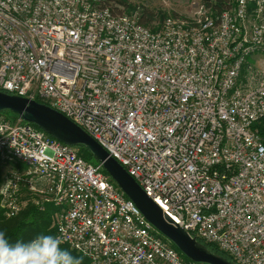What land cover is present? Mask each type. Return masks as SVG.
Returning a JSON list of instances; mask_svg holds the SVG:
<instances>
[{
  "label": "built area",
  "instance_id": "2783aa9c",
  "mask_svg": "<svg viewBox=\"0 0 264 264\" xmlns=\"http://www.w3.org/2000/svg\"><path fill=\"white\" fill-rule=\"evenodd\" d=\"M196 14L152 30L96 0H0V91L80 127L190 238L264 264V0ZM0 176L5 217L51 204L89 264H197L99 163L2 113Z\"/></svg>",
  "mask_w": 264,
  "mask_h": 264
},
{
  "label": "water",
  "instance_id": "95a60500",
  "mask_svg": "<svg viewBox=\"0 0 264 264\" xmlns=\"http://www.w3.org/2000/svg\"><path fill=\"white\" fill-rule=\"evenodd\" d=\"M10 112L22 121L36 126L50 137L72 147H83L101 165L102 169L123 194L189 261L197 264H233L225 257L212 253L204 244L190 238L148 198L123 167L93 140L85 131L46 105L0 91V113Z\"/></svg>",
  "mask_w": 264,
  "mask_h": 264
},
{
  "label": "trees",
  "instance_id": "16d2710c",
  "mask_svg": "<svg viewBox=\"0 0 264 264\" xmlns=\"http://www.w3.org/2000/svg\"><path fill=\"white\" fill-rule=\"evenodd\" d=\"M107 1V0H106ZM233 0H201V4L208 10H210L214 14H219L225 9H229L232 5ZM101 3V2H100ZM99 6H102L101 4ZM97 4V5H98ZM103 7H105L103 5ZM138 22L147 27L153 20V15L148 11H143L139 17ZM158 28H153L152 30H157ZM7 113V112H2ZM10 115L6 116L7 119H15L16 116L10 112ZM32 125V124H31ZM34 126V125H32ZM36 127V126H34ZM37 128V127H36ZM253 129L256 130L260 137L264 142V117L261 118L258 122L253 125ZM80 150V154L77 153L81 158H83L88 163L98 164V162L90 155V153L83 147H78ZM103 172L107 174L104 170ZM45 205V204H44ZM48 206L35 207L32 203L31 205L24 210L21 211L17 216L12 218H7L2 213L0 209V231H4L7 237L12 241H29L36 237L39 234H50L53 235L54 231L50 228V219L51 215L54 211V207L51 204H47ZM54 214V213H53ZM203 244V243H202ZM212 253L223 256L227 259L226 254L219 251L215 246L204 244ZM173 248L177 251L178 249L171 244ZM62 248L68 250L72 255L76 257H80L83 261V264H89L88 260L82 257L80 254L71 251L67 246H61ZM179 252V251H178ZM180 253V252H179ZM181 254V253H180ZM181 256L188 262H190L185 256L181 254Z\"/></svg>",
  "mask_w": 264,
  "mask_h": 264
},
{
  "label": "clouds",
  "instance_id": "9594fccd",
  "mask_svg": "<svg viewBox=\"0 0 264 264\" xmlns=\"http://www.w3.org/2000/svg\"><path fill=\"white\" fill-rule=\"evenodd\" d=\"M61 244L62 240L51 234L12 242L0 231V264H83L80 257L63 249Z\"/></svg>",
  "mask_w": 264,
  "mask_h": 264
},
{
  "label": "rangeland",
  "instance_id": "374dc122",
  "mask_svg": "<svg viewBox=\"0 0 264 264\" xmlns=\"http://www.w3.org/2000/svg\"><path fill=\"white\" fill-rule=\"evenodd\" d=\"M98 2H101L102 4H100L102 6L104 5L110 8L116 14H125L134 19H138L139 15L144 10L150 12L153 15V20L149 26H147L150 29L159 28L163 20L168 17L191 20L197 17L196 13L201 5V0H96L97 4ZM257 58H259V56H255L254 59H250V61L254 62ZM2 114L4 116L10 115L8 112ZM76 151L80 154L78 147H76ZM24 201L27 202L24 204L22 211L32 203L27 196L23 197L22 202ZM50 228L54 231L53 216L50 219ZM227 260L230 261V259Z\"/></svg>",
  "mask_w": 264,
  "mask_h": 264
},
{
  "label": "crops",
  "instance_id": "0c3cea01",
  "mask_svg": "<svg viewBox=\"0 0 264 264\" xmlns=\"http://www.w3.org/2000/svg\"><path fill=\"white\" fill-rule=\"evenodd\" d=\"M6 117V116H5ZM16 118H18L17 116H16ZM76 148V147H75ZM9 169H18V170H20V171H23L24 170V167L22 166V165H10L9 166ZM0 179H1V176H0ZM26 196V195H25ZM48 203H45V205L44 206H48L47 205ZM53 213H54V211H53ZM53 213H52V215H51V218H52V216H53Z\"/></svg>",
  "mask_w": 264,
  "mask_h": 264
},
{
  "label": "bare ground",
  "instance_id": "6f19581e",
  "mask_svg": "<svg viewBox=\"0 0 264 264\" xmlns=\"http://www.w3.org/2000/svg\"><path fill=\"white\" fill-rule=\"evenodd\" d=\"M155 204V203H154ZM135 205V204H134ZM139 210V209H138ZM162 211V210H161ZM166 215V214H165ZM151 224V223H150ZM152 225V224H151ZM153 226V225H152ZM154 227V226H153ZM155 228V227H154ZM158 231V230H157Z\"/></svg>",
  "mask_w": 264,
  "mask_h": 264
}]
</instances>
